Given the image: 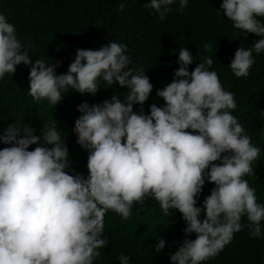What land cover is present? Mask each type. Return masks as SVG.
<instances>
[{
	"label": "clouds",
	"instance_id": "1",
	"mask_svg": "<svg viewBox=\"0 0 264 264\" xmlns=\"http://www.w3.org/2000/svg\"><path fill=\"white\" fill-rule=\"evenodd\" d=\"M174 3L150 0L145 7L163 20ZM178 4L183 10L188 0ZM124 7L121 3L118 10ZM220 9L235 29L260 37L249 48H237L229 64L236 78H247L253 53L264 52V0H222ZM126 52L125 44L114 41L99 49L78 48L67 72L58 74L56 63L31 60L15 25L0 13V80L13 76L21 63L30 66L28 95L34 101L56 108L69 91L96 95L101 81L127 88L123 99L116 94L100 104L77 106L81 115L72 131L88 151L87 176L68 170L69 149L55 121L43 123L40 135L23 120L3 130L0 264H94L98 249L107 245L105 214L127 220L133 204L146 198L154 199L165 216L178 211L186 236L195 234L170 254V264L215 258L245 227L251 237L264 238V203L243 179L253 173L260 148L231 114L234 94L210 70L213 58H199L189 71L194 55L181 48L173 80L156 93L163 106L153 103L145 114L142 106L153 84L143 68L128 67ZM134 105L141 106L139 113ZM31 145L36 146L29 150ZM206 181L214 187L198 205ZM165 244L159 239L156 253ZM118 259L130 264L127 254Z\"/></svg>",
	"mask_w": 264,
	"mask_h": 264
},
{
	"label": "trees",
	"instance_id": "2",
	"mask_svg": "<svg viewBox=\"0 0 264 264\" xmlns=\"http://www.w3.org/2000/svg\"><path fill=\"white\" fill-rule=\"evenodd\" d=\"M121 3L125 5L123 11L118 10ZM147 3L150 0H0V13L15 25L31 60L35 62L41 57L56 63L58 74L67 72L78 48L99 49L109 41L125 44L126 54L131 58L128 67L143 68L153 84L149 99L142 106L145 114L153 103L163 106V99L156 93L173 80L175 70L180 67L181 48L187 47L194 55L189 71L203 57L213 58L210 70L217 72L224 90L234 94L237 106L231 114L241 123L251 143L260 148L259 158L252 164L253 173L243 179L255 189L258 202L264 203V52L253 53L255 63L247 78H236L229 66L237 48H249L260 37L235 29L220 9L222 0H188L183 10L177 0L163 20L145 7ZM205 44L211 48L206 50ZM29 70L30 66L21 63L13 76L6 74L0 80V135L17 120L36 129L35 135H40L43 123L55 121L69 149L68 170L87 176L88 151L76 143L72 131L81 115L77 106L85 101L100 104L116 94L123 99L126 86H109L101 81L96 95L69 91L55 108L28 95ZM140 110V105H134L135 112ZM5 146L0 142V149ZM35 146L31 145L29 150ZM213 187V183L206 181L198 205ZM241 222L248 223L245 217ZM104 223L102 235L107 245L98 249L100 256L94 264H120L121 254L129 255L130 264H170V254L175 253L179 244L185 238L195 239L194 233L187 236L184 233L186 225L178 211L170 210L165 216L152 198H146L142 205L134 203L127 220L115 212H107ZM159 239L166 244L156 253ZM202 264H264V238L251 237L245 227L234 234L215 258Z\"/></svg>",
	"mask_w": 264,
	"mask_h": 264
}]
</instances>
